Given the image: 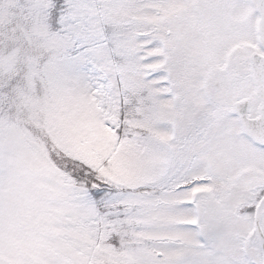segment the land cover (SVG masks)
<instances>
[{
    "label": "snow or ice",
    "instance_id": "obj_1",
    "mask_svg": "<svg viewBox=\"0 0 264 264\" xmlns=\"http://www.w3.org/2000/svg\"><path fill=\"white\" fill-rule=\"evenodd\" d=\"M0 264H264V0H0Z\"/></svg>",
    "mask_w": 264,
    "mask_h": 264
}]
</instances>
